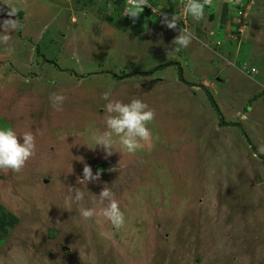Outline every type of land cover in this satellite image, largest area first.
<instances>
[{
  "label": "rangeland",
  "instance_id": "obj_1",
  "mask_svg": "<svg viewBox=\"0 0 264 264\" xmlns=\"http://www.w3.org/2000/svg\"><path fill=\"white\" fill-rule=\"evenodd\" d=\"M254 1L245 17L248 0L223 14L216 39L186 27L192 41L177 52L185 25L169 29L159 7L133 19L123 0H0V25L18 23L14 52L0 44V128L36 134L35 157L0 170V264H264V0ZM108 90L155 109L150 146L91 148ZM85 164L98 181L81 180ZM104 185L123 227L80 215L99 211ZM70 187L85 192L78 205Z\"/></svg>",
  "mask_w": 264,
  "mask_h": 264
},
{
  "label": "clouds",
  "instance_id": "obj_2",
  "mask_svg": "<svg viewBox=\"0 0 264 264\" xmlns=\"http://www.w3.org/2000/svg\"><path fill=\"white\" fill-rule=\"evenodd\" d=\"M212 4L213 0H187L184 11L190 14L194 20L199 21L204 18L205 7H211ZM127 5L124 15L133 19L138 18L145 7H152L148 0H127ZM15 14L16 9L12 8L9 11V17L15 16ZM177 19L175 15H172L169 20L167 14H164L162 22L169 29L175 30L177 28ZM0 27L3 28V31L0 32V44L5 45V51L12 54L14 49L8 46L11 40L10 32L18 27V23L16 20L9 18L4 20ZM192 38V34L188 29H181L180 34L172 41L176 46L174 51L178 52L181 48H187ZM73 59L77 63L80 62L79 54L76 51L73 52ZM101 98L107 101L104 105V110L107 113L105 120L106 130L101 132L93 131L91 133L90 139L94 145L91 148L99 146L110 156L117 144L128 153H135L137 150L152 144L154 133L149 125L156 117L154 108H151L139 98H134L128 103L118 99L113 100L111 99V90L105 91ZM49 99L56 111L63 110V103L66 98L62 94L53 93ZM37 134L42 135L43 132L37 130ZM260 150L264 151V146H261ZM35 155L36 134L28 131L21 136L12 128H0V170L20 172ZM100 176L101 172L99 170L93 174L91 167L88 164L84 165L82 181L87 183L96 182L100 179ZM105 185L98 195L102 205L99 211L93 208H84L79 210L80 215L86 220L93 217H103L110 221L114 227H123L125 224V213L121 210L119 201L115 198L111 188ZM69 191L71 193L74 192V195L72 194V202L77 205L85 197V192L79 187H70Z\"/></svg>",
  "mask_w": 264,
  "mask_h": 264
},
{
  "label": "crops",
  "instance_id": "obj_3",
  "mask_svg": "<svg viewBox=\"0 0 264 264\" xmlns=\"http://www.w3.org/2000/svg\"><path fill=\"white\" fill-rule=\"evenodd\" d=\"M246 1L247 0H243V2L242 0H213V4L211 7H208V6L205 7L204 18L202 20L196 21L193 19V17L190 14H187L184 11V6L187 3V0H153L157 9L159 7L160 9L165 11L167 14H169L171 17L172 15H175L178 18L177 22H182V24L185 25L184 26L185 28L189 27L192 30L194 29L198 35L204 37V39L206 40L216 39L220 37L221 31L225 33L226 27L224 23H221V21L223 20V14L229 11V9L233 10L235 9V7L240 8V6L245 4ZM250 6L251 5H249L248 9H250ZM256 7H260V4L257 5ZM260 10L262 9L255 8L252 11V13L259 16L261 15V12H262ZM243 16L244 17L246 16V12H243ZM152 18L153 17L148 18V17L142 16L139 20H143L146 24H149L150 23L149 21L152 20ZM230 40H233V39H230ZM221 44L222 42L220 41L218 42L217 46L221 47L222 46ZM235 46L236 44L234 43L233 47ZM251 67H254V66H251ZM256 72H257V69H256ZM256 72H251V73L256 74Z\"/></svg>",
  "mask_w": 264,
  "mask_h": 264
},
{
  "label": "trees",
  "instance_id": "obj_4",
  "mask_svg": "<svg viewBox=\"0 0 264 264\" xmlns=\"http://www.w3.org/2000/svg\"><path fill=\"white\" fill-rule=\"evenodd\" d=\"M124 1V4L126 5V3H125V0H123ZM249 2H250V5H252L253 3H255V1H253V2H251L252 0H248ZM155 8H156V6H154ZM241 7V9L242 8H244L243 10H245L246 9V7H245V5L243 4V5H241L240 6ZM144 10L145 11H147L149 14H151V15H153V13H156V12H152L150 9H148L147 7H145L144 8ZM248 8L246 9V15L248 14ZM6 11L9 13V11H11V9H6ZM152 12V13H151ZM18 14H19V16L21 15V12H18ZM167 14V13H166ZM169 14H167V16H168ZM170 16V15H169ZM168 19H171V16L168 18ZM178 21V20H177ZM171 63H173L172 61H167V62H164L163 64H160V65H158L156 68H162V67H165V66H167V65H170ZM181 69V68H180ZM134 73H138V72H134ZM134 73H127V74H125V76H128V75H131V74H134ZM140 73H142V74H147V73H150V71H143V72H140ZM208 92V91H207ZM209 93V92H208ZM208 97H209V100H210V102L212 103V105L215 107V109L220 113V111H219V107H218V105H217V103L215 102V100H214V98L212 97V95L211 94H208Z\"/></svg>",
  "mask_w": 264,
  "mask_h": 264
},
{
  "label": "built area",
  "instance_id": "obj_5",
  "mask_svg": "<svg viewBox=\"0 0 264 264\" xmlns=\"http://www.w3.org/2000/svg\"><path fill=\"white\" fill-rule=\"evenodd\" d=\"M251 2H253V1H251ZM125 3H126V7H127V6H128V5H127V0H125ZM148 3H149V2H148ZM149 4H150V3H149ZM150 5H151V4H150ZM151 6H152V5H151ZM147 8L150 9L152 12H156V13H158V9L155 8V7H153V6H152L151 8H150V7H147ZM158 14L161 15L160 12H159ZM169 17H170V16L168 15V18H169ZM250 72H256V68H255V67H251V68H250Z\"/></svg>",
  "mask_w": 264,
  "mask_h": 264
}]
</instances>
